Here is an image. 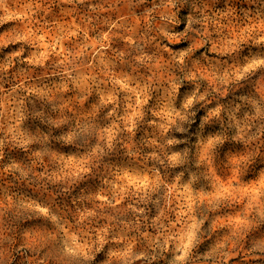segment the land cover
Returning <instances> with one entry per match:
<instances>
[{
	"label": "rangeland",
	"instance_id": "obj_1",
	"mask_svg": "<svg viewBox=\"0 0 264 264\" xmlns=\"http://www.w3.org/2000/svg\"><path fill=\"white\" fill-rule=\"evenodd\" d=\"M0 264H264V0H0Z\"/></svg>",
	"mask_w": 264,
	"mask_h": 264
}]
</instances>
